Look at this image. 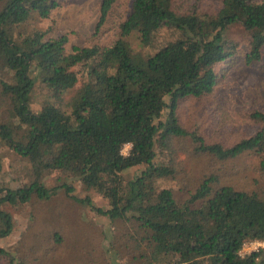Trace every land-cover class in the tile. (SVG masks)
Wrapping results in <instances>:
<instances>
[{
    "label": "trees",
    "instance_id": "1",
    "mask_svg": "<svg viewBox=\"0 0 264 264\" xmlns=\"http://www.w3.org/2000/svg\"><path fill=\"white\" fill-rule=\"evenodd\" d=\"M115 1L102 0L95 37L115 13ZM221 1L211 13L201 11L200 0H132L110 43L68 50L66 34L22 28L34 14L48 17L59 0H0V84L12 116L0 122V149L27 158L32 173L20 187L0 183V239L15 229L3 205L50 199L64 188L99 214L136 223L148 242L140 256L147 264H264V248L239 254L247 240L264 238V193L224 183L222 169L253 152L264 172V112H250L260 124L254 134L230 142H209L179 117L183 99L216 93L224 62L240 54L248 65L264 60V0ZM234 24L245 30L246 48L229 37ZM181 150L208 157L209 168L184 199L170 185L184 167ZM141 164L138 176H123ZM2 168L0 157V174ZM55 172L96 189L109 207L78 197L71 183L47 185ZM0 261L22 264L3 247Z\"/></svg>",
    "mask_w": 264,
    "mask_h": 264
},
{
    "label": "rangeland",
    "instance_id": "2",
    "mask_svg": "<svg viewBox=\"0 0 264 264\" xmlns=\"http://www.w3.org/2000/svg\"><path fill=\"white\" fill-rule=\"evenodd\" d=\"M59 1L60 6L48 17L40 18L34 14L22 28L27 32L37 28L44 30L47 37L66 34L68 50L74 45L110 43L115 38L121 14L127 11L132 2H114L115 13L102 36L97 38L94 31L102 0ZM221 5V0H200L202 12L215 13ZM228 35L240 40L243 48L247 47L241 24L232 25ZM130 40L135 48L139 47L137 35ZM71 95L70 92L67 97ZM40 105L41 100L37 99L33 108L38 110ZM9 109V99L2 93L0 84V122L12 117ZM254 110L264 112V60L248 65L240 54L219 67L216 93L204 99H183L179 117L188 130L196 131L209 142H230L241 135L254 134L259 129L260 124L250 117V112ZM130 148L131 144H126L123 150L129 153ZM0 157L3 164L0 183L3 187L16 188L29 183L32 173L31 162L27 158L4 145L0 149ZM178 157L184 167L182 173L170 178V185L175 188L177 196L184 199L209 169L206 167L208 157L185 155L182 150ZM144 168V164L128 168L123 176L133 179ZM222 169L226 175L224 183L238 189L264 193V172L258 154L244 153L225 162ZM45 181L49 186L71 183L78 197L89 196L96 206L107 208L110 205L109 200L96 189H89L72 177L55 172L48 175ZM3 207L12 213L15 229L10 236L0 239V247L13 251L22 264H147L140 256L148 242L144 239V231L136 223L112 220L99 214L89 205L72 198L64 188L50 199L33 198L27 203H7ZM0 264H4V261H0Z\"/></svg>",
    "mask_w": 264,
    "mask_h": 264
},
{
    "label": "built area",
    "instance_id": "3",
    "mask_svg": "<svg viewBox=\"0 0 264 264\" xmlns=\"http://www.w3.org/2000/svg\"><path fill=\"white\" fill-rule=\"evenodd\" d=\"M123 149H122L123 153L128 154ZM261 248H264V238L247 240L246 242L243 243L241 249L239 250V254L241 256H246L253 253L254 251H258Z\"/></svg>",
    "mask_w": 264,
    "mask_h": 264
}]
</instances>
